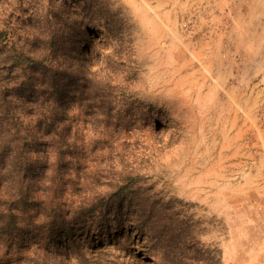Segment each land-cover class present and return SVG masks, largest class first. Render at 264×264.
<instances>
[{"label":"rangeland","instance_id":"1","mask_svg":"<svg viewBox=\"0 0 264 264\" xmlns=\"http://www.w3.org/2000/svg\"><path fill=\"white\" fill-rule=\"evenodd\" d=\"M215 2L0 0V264H264V80Z\"/></svg>","mask_w":264,"mask_h":264},{"label":"crops","instance_id":"2","mask_svg":"<svg viewBox=\"0 0 264 264\" xmlns=\"http://www.w3.org/2000/svg\"><path fill=\"white\" fill-rule=\"evenodd\" d=\"M206 2L210 0H205ZM211 4V2H209ZM216 6L227 16L225 24L231 31H239L242 46L249 63H256L253 76L264 80V0H216ZM252 94L264 95V87L252 90ZM264 100V99H263ZM264 161V151L260 153Z\"/></svg>","mask_w":264,"mask_h":264},{"label":"trees","instance_id":"3","mask_svg":"<svg viewBox=\"0 0 264 264\" xmlns=\"http://www.w3.org/2000/svg\"><path fill=\"white\" fill-rule=\"evenodd\" d=\"M52 47H54V43L52 44ZM44 59H46V57L42 58L41 60H44ZM66 144L68 145L67 142H65V145H66ZM58 155H59V159H60V158H62V156L64 155V152L61 151V150L59 149V151H58ZM58 209H59V205H57V208H51V211H53V213L58 214V213H59V212H58ZM49 216L52 217V214H50Z\"/></svg>","mask_w":264,"mask_h":264}]
</instances>
